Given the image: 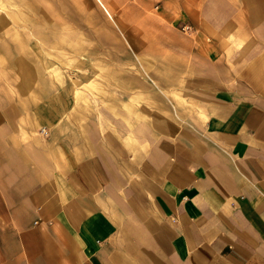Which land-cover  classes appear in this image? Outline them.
<instances>
[{
  "label": "crops",
  "instance_id": "obj_1",
  "mask_svg": "<svg viewBox=\"0 0 264 264\" xmlns=\"http://www.w3.org/2000/svg\"><path fill=\"white\" fill-rule=\"evenodd\" d=\"M142 3L102 87L0 94V264H264V0Z\"/></svg>",
  "mask_w": 264,
  "mask_h": 264
},
{
  "label": "rangeland",
  "instance_id": "obj_2",
  "mask_svg": "<svg viewBox=\"0 0 264 264\" xmlns=\"http://www.w3.org/2000/svg\"><path fill=\"white\" fill-rule=\"evenodd\" d=\"M143 0H0V94L27 89L36 103L65 86L102 87L103 59L119 55L121 20ZM91 63L92 74L85 70ZM78 78L77 84L73 78ZM30 82V83H29ZM37 92L36 94H33Z\"/></svg>",
  "mask_w": 264,
  "mask_h": 264
},
{
  "label": "built area",
  "instance_id": "obj_3",
  "mask_svg": "<svg viewBox=\"0 0 264 264\" xmlns=\"http://www.w3.org/2000/svg\"><path fill=\"white\" fill-rule=\"evenodd\" d=\"M184 26L188 27V25H184ZM43 130H44V131H43ZM41 131L46 132L45 127H42V128H41Z\"/></svg>",
  "mask_w": 264,
  "mask_h": 264
}]
</instances>
